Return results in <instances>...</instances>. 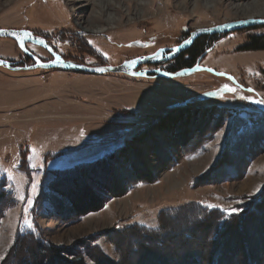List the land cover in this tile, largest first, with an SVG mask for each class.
Here are the masks:
<instances>
[{"label": "rangeland", "instance_id": "obj_1", "mask_svg": "<svg viewBox=\"0 0 264 264\" xmlns=\"http://www.w3.org/2000/svg\"><path fill=\"white\" fill-rule=\"evenodd\" d=\"M183 1L0 0V28L26 29L38 35L43 32L65 34L75 40L76 37L82 38L83 43L78 44L61 41L58 36L56 40L43 37L64 59L84 65H116L127 59L153 54L159 49H166L163 54H167L188 38L187 33L190 35L198 28L264 18V12L256 16L264 0ZM117 10L121 17L116 14ZM108 17H111L110 24L106 22ZM92 18L99 21L94 23ZM93 26H98V30L107 29L91 32ZM88 28L89 31L84 30ZM257 35H264V24L220 34L200 61L201 66L232 75L236 84L205 69L168 79L155 74L133 77L123 73L93 74L100 77L80 79L82 75L92 74L43 67L26 69L42 73L47 78L64 76L58 83L66 85L70 89V98L75 100L64 106L48 105L52 115H67L68 124L48 117L49 111L39 107L35 115H28L36 116L32 122L34 126L32 123L22 125L20 120L6 131L12 138L21 139L24 145L0 153V179H6L17 200L0 222V261L14 243L16 231L31 228L28 224L32 225L34 199L51 179V170L94 160L122 145H127V149L136 154L135 160H142L149 167L144 176L149 177L151 172L156 177L154 181L133 185L126 194L111 198L99 211L89 213L77 222L67 223L49 217L45 212L37 216L45 239L54 246L64 247L66 254L62 255L70 261L92 264L78 252V247L84 243L97 245L95 254L102 255L103 259L106 256L109 262L119 260L115 246L107 239L99 237L82 241L96 232L131 223L156 228L163 209L190 201L218 205L217 208L233 213L231 210L236 212L237 205L248 203L249 198L264 190V148H250L245 142L251 140L250 143L257 145L258 140L264 138V103H257L264 100V50L244 47L251 37ZM25 47L38 58H52L36 43L26 42ZM24 55L13 39L0 37L1 59L21 60ZM29 56L33 65L34 60ZM167 62L161 64L165 66ZM23 67L11 64V68H6L24 70ZM151 68L163 69L159 64H142L136 70ZM78 101L97 103L98 107L89 103L82 105ZM185 101L189 102L187 108L169 111ZM214 106L225 107L229 112H207ZM238 117L250 118L251 130L247 131L244 125V131L238 134V128L245 124ZM193 140H197L196 146L204 141L202 150L194 155H184L180 143ZM165 149L175 160L170 167L160 161V158L167 157ZM223 149L226 152L221 154ZM21 151L27 153L29 173L19 169ZM252 152L256 154L250 158ZM220 156L224 160L220 161ZM227 161L228 164H219ZM243 163L244 175L241 176L238 170L241 171ZM218 164L226 165L222 166V171L228 178L192 184L195 178L218 168ZM255 225L250 229L245 226L244 230L227 237L230 241L236 240L237 246L228 244L231 250L224 260L226 264H236L243 260L244 254L258 257L251 262L256 260L264 264L262 231ZM183 229V225H179L173 232L177 241L172 245L180 247L177 251L162 247V251L153 250L131 258L137 260L135 264H159V261L165 263L170 259L173 263L179 261L187 250L193 254L195 245L203 236L199 237L196 232L182 244L179 238ZM186 246L188 248L181 250Z\"/></svg>", "mask_w": 264, "mask_h": 264}, {"label": "trees", "instance_id": "obj_2", "mask_svg": "<svg viewBox=\"0 0 264 264\" xmlns=\"http://www.w3.org/2000/svg\"><path fill=\"white\" fill-rule=\"evenodd\" d=\"M254 26L255 25H252L248 28H253ZM39 35L51 40L52 38L56 40L58 36L61 41L69 40L78 44L83 43L82 38L76 37L77 39L75 40L74 38H69V35L65 34L50 35L43 32ZM219 35L220 34L216 33H203L195 36L172 60L168 61L165 66H162L163 69L168 72H175L180 69L193 67L198 58L204 55L205 52H208L212 43L218 40L217 38ZM187 36H189V33H187ZM244 47L250 50H264V35L251 37ZM53 50L55 51L54 47ZM98 55L100 57V54ZM9 61H11V64L17 66L24 64V62L19 59H10ZM54 69L60 68H53V70ZM149 76H153V74ZM185 102L186 103L169 108V111L187 108L189 102ZM210 107L206 106L205 108ZM226 110L228 111L225 107L214 106L207 112H221ZM237 119L245 122V124L238 128V134L244 131V125L247 126V131L251 130V123H249L251 121L250 118L238 117ZM195 141L197 140L180 143L181 152L184 155H194L201 151L204 141L198 146H196ZM250 141L251 140L245 141L247 143L246 146H250V148L252 146H257V148L260 146L264 148V146H262L264 145V138H260L257 145L256 143H250ZM127 148V145H122L114 151L102 157L95 158L94 160L86 162L81 161L68 168L51 170V179L48 181L45 188L40 189L34 199L32 208V227L16 231L14 243L8 250L10 253L7 252L5 254L0 264H83V262H80L81 260L70 261L67 257H63L62 254H66L64 247L54 246L45 239L42 228L37 222V216L45 212L49 217H54L67 223L77 222L82 219L83 216L99 211L111 198L126 194L133 185L154 181L156 177H154L153 173L150 172L149 177L144 176L149 167L147 165L145 166L142 160H135L136 154L130 152ZM225 152L226 150L223 149L221 154ZM128 153L132 154L129 155ZM165 153L169 158H160V161L165 167H170L175 161L174 157L166 149ZM255 154L256 153L252 152L249 157L252 158ZM222 160L224 159L220 156V161ZM222 163L228 164V161L219 164ZM136 164H138V168ZM244 164L245 163L242 164L241 171L240 169L238 170L241 176L244 175V173H242ZM222 166L219 165L218 168L208 171L200 178H195L192 184L195 186V184L198 183L218 182L220 179L228 178V176L223 173ZM19 169L29 173L27 153L24 151L20 152ZM257 195H255L256 197L254 198H249L248 203L237 205V211L233 213H227L217 207L210 208L197 201H190L179 206L163 209L158 216L159 224L156 228H149L138 223H131L102 230L94 233L90 237H84L82 239L83 242L85 240L92 241L99 237L107 239L115 246L119 256L118 261L111 260V262H109L110 260L108 261L105 255L106 258L104 257V259L102 255H96L95 252L98 248L97 245L94 244L91 246L84 243V245L78 247V249L80 248L78 252L82 253L83 257H87L92 264H128L131 262L135 264L137 260H133L131 256L136 254L138 256L153 250L162 251L164 248L177 251L180 247L179 245H172L177 241V237L173 235V232L175 233V228L178 229L179 225H183L184 229L180 230L182 235L179 238L182 244H184L188 238L193 237V234L196 232L199 237L202 234V241L199 239L198 244L195 245L196 250L193 254L189 253L187 250L183 253V256L180 257L181 259L179 261L173 263L172 259L169 261V258H167L166 260L169 262L164 263L159 261V264H226L224 260H226L231 250L228 244H230V247L237 246L236 240L232 239V241H230L227 239L230 234L238 233L241 229L244 230L245 226H248L250 229L256 224L254 227L262 231L261 235L264 240V201L263 203L261 202V198L264 199V190H261ZM16 204L17 200L13 191L8 187L6 179L1 178L0 222L7 210ZM247 221L250 225L247 224ZM209 231L211 233H209ZM162 247L163 249H161ZM253 247L255 248L254 245ZM182 248L186 249L188 247H181V250ZM195 254L196 256L193 257ZM7 256L9 257L8 260L6 259ZM25 256L26 259H24ZM185 256L187 257L185 258ZM80 257L82 259V256ZM241 259L243 260L237 261L236 264H259L256 260L251 262L253 259H258V257L253 258V256L251 257L249 254H244ZM180 261H182V263Z\"/></svg>", "mask_w": 264, "mask_h": 264}, {"label": "crops", "instance_id": "obj_3", "mask_svg": "<svg viewBox=\"0 0 264 264\" xmlns=\"http://www.w3.org/2000/svg\"><path fill=\"white\" fill-rule=\"evenodd\" d=\"M59 74L64 75L66 73L59 72ZM85 75L80 76V79L100 77L93 74ZM60 78L63 79L64 76L47 78L42 73L34 70H11L6 67H0V153H7L11 149H19V145H24V143H21V139L12 138L10 132L6 131L12 124H16L20 120L22 125L26 126L28 123L35 121L36 116L28 115H35L39 107H44L49 111L46 114L48 117L68 124L67 115L62 117L57 114L52 115V110L48 108V105L57 106L62 104L64 106L65 103L75 100L70 98V89L66 85L58 83V80H61ZM78 102L82 105L89 103V105L98 107L97 103ZM31 126H34V124L32 123ZM97 154L98 152L95 155Z\"/></svg>", "mask_w": 264, "mask_h": 264}, {"label": "water", "instance_id": "obj_4", "mask_svg": "<svg viewBox=\"0 0 264 264\" xmlns=\"http://www.w3.org/2000/svg\"><path fill=\"white\" fill-rule=\"evenodd\" d=\"M262 25L264 24V18L262 19H246L243 21H235V22H224L221 24L202 27L192 31L189 37L180 43L178 46L173 47L169 53L163 54L166 49H159L153 54L143 55L141 57H135L131 59L124 60L123 62L110 65H84L81 63H77L73 60L64 59L55 52L52 53V58L48 61H42L40 58L36 56H32L34 59L33 67H43V68H62L68 71L73 72H81V73H90V74H104V73H123L127 76L133 77H147L151 74H155L156 76L164 77V78H174L183 76L189 73H192L196 70H207L213 74L224 76L229 78L233 83L236 84L235 79L232 75L215 71L209 67L201 66L200 61L204 55L200 56L193 67L184 68L177 70L175 72H168L162 68H151V69H143L136 70V68L142 64H160L161 62H167L172 60L183 48H185L188 43L185 41H191L195 36L203 34V33H216V34H226L228 32L237 31L240 29H244L246 27H250L252 25ZM15 33V35H13ZM0 37L11 38L13 39L23 51H27L25 47L26 42L36 43L38 45H43L45 43L44 39L39 36H35L32 31L26 29H16V28H0ZM43 41V43H41ZM50 51H52L48 46H46ZM0 65L9 67V62L3 59H0ZM99 69H104V71H100ZM151 77V76H149Z\"/></svg>", "mask_w": 264, "mask_h": 264}, {"label": "bare ground", "instance_id": "obj_5", "mask_svg": "<svg viewBox=\"0 0 264 264\" xmlns=\"http://www.w3.org/2000/svg\"><path fill=\"white\" fill-rule=\"evenodd\" d=\"M121 1H122V0H121ZM214 1H215V0H214ZM183 2H185V0H184ZM263 3H264V2H263ZM263 3L260 5V6H261L260 10H257V9H256V10H257L256 13H258V14H256V16L259 15L261 12H264V7H263L264 4H263ZM262 5H263V6H262ZM117 8H118V6H117ZM119 9H120V8H119ZM119 9H118V10H119ZM115 10H116V8H115ZM118 10L115 11L116 14H117ZM119 11H120V10H119ZM117 15H118V14H117ZM118 16H120V14H119ZM251 16H254V14L251 15ZM120 17H121V16H120ZM106 19H107L106 22H107L108 24H110V21H109V20H111V17H108V18H106ZM121 19H122V18H121ZM121 19H120V20H121ZM92 20H93V18H92ZM98 21H99V19H98ZM98 21H94V20H93L92 22L96 23V22H98ZM118 22H119V21H118ZM101 23H102V22H101ZM101 23H97V24L99 25V24H101ZM104 23H105V21H104ZM107 23H106V24H107ZM120 23H121V22H120ZM120 23H119V24H120ZM93 27H94V26H93ZM106 29H107V28H106ZM106 29H103V30H102V29H99V30H98V26H95L94 29H91V32L99 33V32L105 31ZM84 30H85V31H86V30L89 31L90 29L88 28V29H84ZM221 35H222V34H221ZM188 37H189V36H188ZM17 45H18V44H17ZM39 46H40V45H39ZM42 46L46 47L47 45L43 44ZM18 47L21 49V47H20L19 45H18ZM46 48H47V47H46ZM47 49H48V48H47ZM21 50H22V49H21ZM49 51H50V50H49ZM22 52H23L24 54L30 55L31 57L34 56V55L31 54L28 50H27V51H23V50H22ZM32 58H33V57H32ZM0 59H1V58H0ZM3 60H5V59H3ZM33 60H34V59H33ZM6 61H8V60H6ZM8 62H9V67H7V66H5V67H7V68H11V62H10V61H8ZM34 63H35V62H34ZM33 65H34V64H33ZM33 65H30V66H24L23 69L26 70V69H31V68H38V67H33ZM0 66H3V65H0ZM163 78H164V77H163ZM165 79H168V78H165Z\"/></svg>", "mask_w": 264, "mask_h": 264}, {"label": "flooded vegetation", "instance_id": "obj_6", "mask_svg": "<svg viewBox=\"0 0 264 264\" xmlns=\"http://www.w3.org/2000/svg\"><path fill=\"white\" fill-rule=\"evenodd\" d=\"M34 35L35 36H39V37H42L41 35H38V34H35L34 33ZM43 38V37H42ZM44 39V41H45V45H47L52 51H49V49H47L46 47H44V46H42V45H40V47H42V48H44L46 51H48V53L50 54V56L52 57V53L51 52H55L54 50H53V47H52V45H50L49 43H48V41H47V39H45V38H43ZM27 43H29V42H27ZM39 46V45H38ZM25 56V58L24 59H22L21 58V60L24 62V64H23V66H30L31 65V61L29 62V59H28V57H27V54H25L24 55ZM30 57V56H29ZM40 58V57H39ZM41 60H42V58H40ZM48 60H50L49 58H45V59H43L42 61H48ZM161 64V63H160ZM159 64V66H163L164 64H161L160 65ZM155 67H157V66H155Z\"/></svg>", "mask_w": 264, "mask_h": 264}, {"label": "snow or ice", "instance_id": "obj_7", "mask_svg": "<svg viewBox=\"0 0 264 264\" xmlns=\"http://www.w3.org/2000/svg\"><path fill=\"white\" fill-rule=\"evenodd\" d=\"M13 35H15V33H13ZM41 43H43V41H41ZM185 43H189V41H185ZM99 70H100V71H104V69H99ZM229 90L231 91L232 89H229ZM257 103H264V100L257 101ZM29 203H31V201H29ZM208 207L213 208V207H218V205H208ZM231 211L235 212L234 209L231 210ZM28 226H29V227H32L31 224H28Z\"/></svg>", "mask_w": 264, "mask_h": 264}]
</instances>
